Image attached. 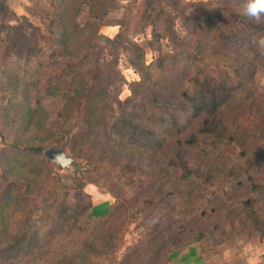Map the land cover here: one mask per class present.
<instances>
[{
	"label": "trees",
	"instance_id": "1",
	"mask_svg": "<svg viewBox=\"0 0 264 264\" xmlns=\"http://www.w3.org/2000/svg\"><path fill=\"white\" fill-rule=\"evenodd\" d=\"M119 1L32 0L25 9L41 25H31L28 36L12 28L0 48L9 91L2 90L0 101L8 97L15 102L13 114L21 122L17 129L26 134L19 144L11 145L16 151L10 158L21 170L19 180L8 184L11 165L0 176L4 183L0 186V264H105L107 259L112 264L124 233L117 219L121 215V219H135L147 210L157 219H169L165 228L159 222L151 225L156 230L153 239L176 226L169 237L168 256L185 260L195 250L180 253V233L186 229L182 221L220 211L215 198L222 195L226 201L234 185H244L249 195L231 198L222 211L231 216L236 205L249 219L251 230L264 232V214L256 206V195L264 194V101L256 106L259 98L253 93L255 73L264 61V52L253 40L264 36V21L257 23L243 15L245 0L198 3L193 11L210 32L212 45L204 48V54L212 66L184 79L177 88L172 83L176 103H165L153 93L140 94L138 88H153L152 73L142 72L141 79L132 83L131 94L120 99L102 85L110 70L99 44L117 43L120 31L109 38L99 30L105 24L121 25L106 22L109 12L123 6ZM142 5L156 26L160 0H143ZM6 11L11 9L0 0V14ZM128 18L129 14L124 23ZM163 60L159 54L158 67ZM159 102L166 109L159 110ZM25 119L31 123L21 126ZM91 120L90 127L82 128ZM91 135L101 136L109 149L95 144L97 138ZM67 139L75 154L96 168L103 160L111 166L109 154L117 156V164L111 166L115 186H137L139 178L167 174L168 168L174 171L176 186L185 191L157 188L135 205L124 198L115 203H72L67 198L69 186L52 174L44 155L53 143ZM34 163L39 170L30 169ZM72 165L78 167V162ZM48 184L63 190L35 199L23 190H40ZM197 187L202 190L196 196ZM205 235L198 231L191 240ZM147 244L127 251L117 264L130 261L139 251V256L145 255ZM159 247L156 252L163 244Z\"/></svg>",
	"mask_w": 264,
	"mask_h": 264
},
{
	"label": "rangeland",
	"instance_id": "2",
	"mask_svg": "<svg viewBox=\"0 0 264 264\" xmlns=\"http://www.w3.org/2000/svg\"><path fill=\"white\" fill-rule=\"evenodd\" d=\"M207 1L212 0H160V7L156 11L157 18L154 19L156 26L150 23V13L148 16L146 15L148 10H143V0L119 1L123 6L118 5L117 8L109 12L106 22L115 20L119 21L121 25L105 24L99 30L101 34L109 38H113L120 31L117 43H99L102 46L100 56L106 61V69L110 70L108 77L102 83L106 92L124 99L131 94L132 83L141 79V72L145 76L152 73L151 85L153 88L150 87L146 91L143 88H138V92L147 95L153 93L165 103H176L178 94L176 90L170 88L172 83L177 88L184 79H189L203 68L212 66V62L204 54V48L212 45L209 38L210 32L206 30V25L198 19L199 14H195L193 11L195 5ZM31 3L32 0H30ZM127 14H129V18L124 23ZM24 17L27 18L28 24L25 23ZM33 24L41 25V21L37 16H32L27 11L20 15H15L12 10L6 11L4 14L1 13L0 48L10 38L12 28L17 27L22 35L28 36ZM155 31L157 34L153 35ZM159 54L164 57L162 67H158L156 63ZM6 76L7 73L0 65V95H2L3 89L8 91ZM15 82L19 83V80L15 78ZM149 83V81L145 82V84ZM255 83L253 93L259 98L255 103L256 106H262L264 101V61L259 63L255 73ZM14 104L15 102L9 101L8 97L2 98L0 101V130L3 135V137L0 135V176L4 171L10 170L8 167L11 165L13 169L10 170L7 177L8 184L11 181L19 180V172L21 171L19 170V163L10 158V155L16 151L11 145L12 143L19 144L26 135L20 134L17 129L21 122L13 114L12 106ZM157 105L159 110L166 109L161 102ZM238 111L241 109L236 112ZM243 111L245 112V109ZM30 123L31 120L25 119L22 120L21 126ZM91 125L92 120L84 122L82 128ZM91 138H97L94 140L95 144L109 149L105 147L104 139L101 136L98 138V136L91 135ZM77 144L82 145V142L78 141ZM61 145L78 162V167L70 165L64 169H59L52 162L49 163V167L53 172L52 174L60 175L61 181L69 186L67 198L72 203L86 204L91 202L96 204L103 201L115 203L119 198H124L129 199L130 203L135 205L143 197L151 195L157 188L163 189V192L169 189L178 192L185 191V188L176 186L174 171L168 168L166 169L167 174L152 173L139 178L136 181L139 183L137 186H115L113 175L116 172H112L111 166L117 164L115 163L118 161L117 156L109 154L108 160L111 166L107 164L106 160H103L100 163L102 166L96 168L89 164L83 156L75 154L68 139L53 143L51 147ZM5 161L7 164H4ZM31 167V170L40 169L37 163L32 164ZM22 173L24 175L25 171ZM3 184V179L0 178V186ZM186 189L188 191V188ZM23 190L25 195L35 199L37 195L44 196L48 191L57 194L58 190L62 191L63 189L59 187L53 189L51 184H48L40 190L37 187L27 190L23 188ZM201 190L200 187H197L195 195L197 196ZM50 195L47 194L46 196ZM60 195L62 194H58V197ZM244 195H249L247 187L234 185L231 187L228 193L229 198H226V201L222 199L224 198L222 195L215 198L214 203L220 211L207 213L206 218L199 217L182 221L186 229L180 233L182 236L180 253L188 252L191 247L195 250V253L185 260L180 259L179 256L174 258L168 256L169 249H171L169 237L176 233V226H173L164 237L152 238L156 234V230L151 225L159 222L165 228L169 219H157V216L150 213V210L145 212L146 215L142 213L135 219H121V215L117 221L123 224L121 225V232L124 231V233L121 244L115 251V260H110V263L117 264L124 253L140 247L142 243L149 242L144 247L147 252L145 255L139 256L138 253L141 251L138 249L139 252L136 256L134 255L135 257L124 264H264V232L251 230L249 219H244L238 206L233 205L235 209L231 216H227L225 210L222 211L230 204L231 198L235 199ZM256 197V206L264 214V194H258ZM78 219H82V217ZM170 221L174 220L170 219ZM228 222L231 224H227ZM213 226H217V229L213 230ZM220 229H224L222 235ZM202 230L205 231L206 235L198 241H192L191 237L198 235V231ZM145 239L146 241H144ZM159 243L163 244V247L159 252H156L160 248ZM107 261L105 264H108Z\"/></svg>",
	"mask_w": 264,
	"mask_h": 264
},
{
	"label": "clouds",
	"instance_id": "3",
	"mask_svg": "<svg viewBox=\"0 0 264 264\" xmlns=\"http://www.w3.org/2000/svg\"><path fill=\"white\" fill-rule=\"evenodd\" d=\"M243 15L257 23L264 21V0H245ZM261 52H264V36L253 40Z\"/></svg>",
	"mask_w": 264,
	"mask_h": 264
},
{
	"label": "water",
	"instance_id": "4",
	"mask_svg": "<svg viewBox=\"0 0 264 264\" xmlns=\"http://www.w3.org/2000/svg\"><path fill=\"white\" fill-rule=\"evenodd\" d=\"M48 161L52 162L59 169H64L73 164V157L67 153L63 145L59 147H48L44 150Z\"/></svg>",
	"mask_w": 264,
	"mask_h": 264
},
{
	"label": "crops",
	"instance_id": "5",
	"mask_svg": "<svg viewBox=\"0 0 264 264\" xmlns=\"http://www.w3.org/2000/svg\"><path fill=\"white\" fill-rule=\"evenodd\" d=\"M6 3L15 15H20L26 13L25 7L30 5V0H6Z\"/></svg>",
	"mask_w": 264,
	"mask_h": 264
}]
</instances>
